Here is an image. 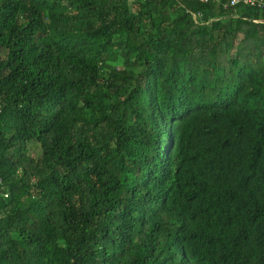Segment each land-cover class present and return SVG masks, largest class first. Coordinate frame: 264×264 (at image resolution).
Instances as JSON below:
<instances>
[{"label": "trees", "instance_id": "1", "mask_svg": "<svg viewBox=\"0 0 264 264\" xmlns=\"http://www.w3.org/2000/svg\"><path fill=\"white\" fill-rule=\"evenodd\" d=\"M226 2L0 0V264H264V11Z\"/></svg>", "mask_w": 264, "mask_h": 264}, {"label": "built area", "instance_id": "2", "mask_svg": "<svg viewBox=\"0 0 264 264\" xmlns=\"http://www.w3.org/2000/svg\"><path fill=\"white\" fill-rule=\"evenodd\" d=\"M204 3L207 2H219L222 3V0H202ZM225 8L228 7H238V6H246L255 8L259 11H264V0H228V2L223 3ZM201 17V14H199Z\"/></svg>", "mask_w": 264, "mask_h": 264}, {"label": "rangeland", "instance_id": "3", "mask_svg": "<svg viewBox=\"0 0 264 264\" xmlns=\"http://www.w3.org/2000/svg\"><path fill=\"white\" fill-rule=\"evenodd\" d=\"M29 154H30L31 156H33V157H36V156H38L39 153H35L34 151L29 150Z\"/></svg>", "mask_w": 264, "mask_h": 264}]
</instances>
